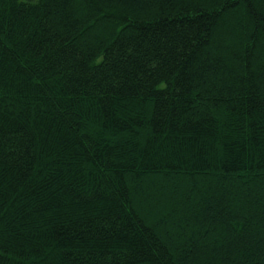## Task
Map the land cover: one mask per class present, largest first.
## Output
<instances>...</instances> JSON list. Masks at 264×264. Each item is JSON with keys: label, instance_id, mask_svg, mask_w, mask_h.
Wrapping results in <instances>:
<instances>
[{"label": "trees", "instance_id": "obj_1", "mask_svg": "<svg viewBox=\"0 0 264 264\" xmlns=\"http://www.w3.org/2000/svg\"><path fill=\"white\" fill-rule=\"evenodd\" d=\"M0 264H264V0H0Z\"/></svg>", "mask_w": 264, "mask_h": 264}]
</instances>
